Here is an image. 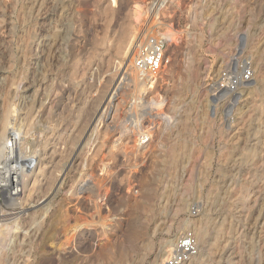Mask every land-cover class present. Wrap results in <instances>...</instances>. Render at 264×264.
I'll use <instances>...</instances> for the list:
<instances>
[{"label":"rangeland","instance_id":"obj_1","mask_svg":"<svg viewBox=\"0 0 264 264\" xmlns=\"http://www.w3.org/2000/svg\"><path fill=\"white\" fill-rule=\"evenodd\" d=\"M133 34L163 38L166 65L141 102L125 79L92 132ZM263 37L264 0H0V121L53 170L6 199L0 264H154L163 241L195 233L186 219L207 228L203 264H264ZM243 67L253 76L228 92Z\"/></svg>","mask_w":264,"mask_h":264},{"label":"bare ground","instance_id":"obj_2","mask_svg":"<svg viewBox=\"0 0 264 264\" xmlns=\"http://www.w3.org/2000/svg\"><path fill=\"white\" fill-rule=\"evenodd\" d=\"M150 29H152V27H149ZM148 29V28H147ZM138 36V34L136 35V34H133V39L131 40V43L129 42V44H128V46L129 47H127V51H125V54H124V57H125V59L127 60V61H129V60H131V58H132V55H133V51H134V49H135V47L138 45V43H140V39H139V37H137ZM124 38V37H123ZM129 38V37H128ZM264 38V37H263ZM125 39H127V38H125ZM123 40V39H122ZM262 40H264V39H262ZM261 40V41H262ZM71 41V40H70ZM121 41V40H120ZM261 41H260V43H261ZM72 42V41H71ZM121 43V42H120ZM123 43H125V42H123ZM254 43V42H253ZM258 43V42H257ZM259 43V44H260ZM264 43V42H263ZM51 44V43H50ZM221 44V43H220ZM262 44V43H261ZM126 45V44H125ZM253 45V44H252ZM263 45V44H262ZM119 46V45H118ZM122 47L124 46V45H121ZM220 46V45H219ZM256 46H257V44H256ZM255 46V47H256ZM259 46V49H262V47L260 48V46L261 45H258ZM263 47H264V45H263ZM56 48V47H55ZM214 48H215V46H214ZM258 48V47H257ZM256 48V49H257ZM59 49V48H58ZM124 49V48H123ZM259 49H257V51L259 50ZM60 50V49H59ZM251 51V50H250ZM259 51H261V50H259ZM258 51V52H259ZM59 53V52H58ZM254 53V52H253ZM253 53L251 54V57H252V59H254L253 57H254V55H253ZM257 53V52H256ZM263 54V49H262V52H260V54ZM121 54V53H120ZM261 54V55H262ZM260 55V56H261ZM224 56V55H223ZM258 56H259V54H258ZM256 57V56H255ZM256 59H258V60H256ZM255 60V64H256V66H255V68H253L255 71L259 68L260 70H262V72L264 73V63H262V61L264 60V57L263 56H261V57H258V58H256ZM254 61V60H253ZM130 62V61H129ZM125 64H126V62H125ZM251 64H253V62L251 63ZM254 64V65H255ZM123 65H124V62H123ZM121 66V71H120V73L118 74V78H119V76L121 75V74H123V78H121L120 79V81L118 82V81H116V83H115V85H114V87L112 88V89H110L111 91H110V93L108 94V97H107V100H106V104H107V107L105 108L106 109V111H104V113H102L101 115H99V117H98V120H97V123L95 124V126L93 127V129H92V132H94V131H96V127H98V125H100L101 126V124L103 123V122H105V119H107V118H110V117H112V115H114V113H116L117 112V110L119 109L118 107V104H117V101L121 98V91L123 90V89H125L124 88V86H123V84H124V82H125V79L126 80H128L127 82V86L128 87H130V84H132L133 85V87H135V89H137L139 92H141L140 93V95L141 96H138L139 97V102H141L140 100H142L143 101V99L145 98V96H147V94L149 93V89H151V88H153V86H151L150 85V83H151V81L152 80H150V79H148V80H145L144 82H143V80H141L140 79V77H134L133 76V73H132V71H135V69L133 68V66L131 65V63H129V64H127L126 66ZM192 65V64H191ZM251 67H253V66H251ZM245 68V67H244ZM129 71H131V72H129ZM252 71V70H251ZM243 72V71H242ZM244 73H246V71H244ZM243 74V73H242ZM253 75V73L251 72V75L250 76H252ZM122 76V75H121ZM120 76V77H121ZM138 76H140L139 74H138ZM242 76H241V73L239 74V76L237 77V80H238V84L236 85V86H239V85H242V84H244L245 83V81L246 80H242V78H241ZM204 79V78H203ZM202 78H201V86H205V84H206V82H205V80H203ZM157 81V80H156ZM154 82V81H153ZM155 83V82H154ZM152 85H153V83H152ZM149 86H151V87H149ZM143 87H146L147 89H145V90H147V91H143L142 90V88ZM134 89V90H135ZM125 92V91H124ZM226 92V91H225ZM228 92H229V90H228ZM127 93V92H126ZM136 93V92H135ZM241 94H239L240 96H243V91H241L240 92ZM135 95V94H134ZM240 96L238 97V99L240 98ZM124 100V99H123ZM139 102H138V100H135V102H133V108H134V104H139ZM155 102V101H154ZM153 102V103H154ZM152 103V104H153ZM157 103H159V104H157ZM160 101L158 102L157 100H156V102H155V104H153V105H159L160 106ZM139 106V105H138ZM154 108H156V107H154ZM13 109V108H12ZM114 112V113H113ZM8 113V112H7ZM161 114V113H160ZM116 116V115H115ZM150 116V115H149ZM160 116V115H159ZM165 116V115H164ZM10 117H12V116H10V114H6L5 116L3 115V119L0 121V180H2L1 181V183L3 184V186H4V190L6 191L5 192V196H8L7 198H8V200L10 201V203L11 204H15V202H17V200L15 201L14 200V198H11V196H9V194H8V187H9V181H8V179H7V177L8 176H10V175H15L16 176V182H17V184H18V186H20L21 188H22V193H23V195H22V197L20 198V199H22V198H24V197H26L25 195H27L26 193H27V191H29L30 190V188H31V186L34 188V186H35V183L36 182H41V181H43V177H46L47 175H49V177H51V175H52V172H53V170H52V172L51 171H49V169H51L50 167H47V165H43V163H42V161L44 160V159H46L45 157H44V154L41 152V153H34V154H30V155H26L25 153H23V151H21L19 148H17L16 149V151L14 150L13 152H12V155H9V154H6V152H3V150H4V148H6V146H7V140H6V144H5V133L7 132L6 130H8L9 129V132H11V134L13 135V138H14V140H15V142L17 141H19L20 140V138H21V133H19V132H17L16 130H14V129H11V125L10 124H13V123H11L10 122ZM114 118V117H113ZM165 119H169L170 120V122L169 121H167V120H165L164 121V123H168V125H170V126H172V124H174L173 122V120H171L170 118H165ZM13 120V119H12ZM11 120V121H12ZM181 120V119H180ZM15 121V120H14ZM14 121H12V122H14ZM173 121V122H172ZM122 122V123H121ZM120 123L122 124V125H120L121 126V129H122V133L125 135V133L126 134H128V132H129V130L127 129V126H125V124H126V122L125 121H121ZM123 122H125V124L123 123ZM172 122V123H171ZM15 123V122H14ZM119 123V124H120ZM182 123V122H181ZM247 124V123H246ZM10 125V126H9ZM99 126V127H100ZM119 125H118V127H120ZM141 127H142V123H141ZM172 128V127H171ZM119 130H120V128H118ZM167 130H169V128L167 129L166 128V130L165 131H167ZM133 132V131H132ZM98 133V132H97ZM121 133V132H120ZM131 133V132H130ZM146 136L148 137V139H150V134H149V132L147 133L146 132ZM126 136V135H125ZM121 137H122V134H121ZM121 137H119V139L121 138ZM124 139V138H123ZM119 141V140H118ZM123 141V140H122ZM119 143V142H118ZM84 144V143H83ZM80 146H82V145H80ZM85 146V145H84ZM84 148V147H83ZM82 147H81V149H83ZM84 149H86V148H84ZM83 149V150H84ZM80 150V147L77 149V151H79ZM53 152V151H52ZM173 152V151H172ZM171 152V153H172ZM45 153V152H44ZM79 153V152H78ZM174 153V152H173ZM51 154H53V153H51ZM83 154V153H82ZM175 155V153L173 154V156ZM86 156H87V154H86ZM172 156V157H173ZM80 157V156H79ZM84 157V156H83ZM175 158V157H174ZM171 159V158H170ZM173 160V159H172ZM54 162H56V161H54ZM51 166V165H50ZM69 167V164H67L66 166H65V170L64 171H62V176H64V173H65V171H66V169ZM55 172V171H54ZM64 172V173H63ZM2 175H4V176H2ZM5 175H6V177H5ZM53 175H54V173H53ZM49 177H47V178H49ZM42 178V179H41ZM46 179V178H45ZM50 179V178H49ZM53 182V181H52ZM83 182V181H82ZM50 183V182H49ZM40 184V183H39ZM47 185V184H46ZM81 185H83V184H81ZM52 186V185H51ZM61 186H62V181H61V178H60V180H59V182H58V184H57V186H56V188H55V190L52 192V195L53 196H50V197H47L46 199H44V201L43 202H46L47 200H48V202H46V204H44V203H42V204H44V207H43V209H41V211L42 210H44L45 211V216L47 215V213L49 212V210H50V207H51V203H52V200L54 199V197L61 191ZM79 184H78V187H76L75 189L78 191L79 190ZM48 188H50V186H48ZM83 189V187H81L80 188V190H82ZM29 192H31V191H29ZM243 192V191H242ZM28 196V195H27ZM26 199V198H25ZM23 200V199H22ZM40 211V212H41ZM35 212V211H34ZM37 212V211H36ZM35 212V213H36ZM40 214V213H39ZM38 214V215H39ZM31 215V214H30ZM33 215H35V214H33ZM44 216V217H45ZM40 217V216H39ZM43 217V218H44ZM35 218V217H34ZM59 218V217H58ZM13 219V218H12ZM19 219V218H18ZM65 219H67V218H65L64 217V215H61V217L59 218V220H64V221H66ZM58 220V219H57ZM5 221V220H4ZM80 222V221H79ZM84 222H85V224H86V221L84 220ZM200 222V221H199ZM6 223V222H5ZM5 223H0V261L2 260V256H3V253H4V250H5V245H6V242L9 240V239H11L10 238V236H11V232H12V229H14L13 227H11V226H8L7 224H5ZM17 223H19V222H17ZM68 223V222H67ZM81 223H82V221H81ZM64 224V223H63ZM80 224V223H79ZM84 223H82V225H83ZM84 224V225H85ZM15 225H16V223H15ZM82 225H79V226H81L82 227ZM77 227V226H76ZM80 227V228H81ZM188 227H194V230H195V233H196V235H197V238H198V243H199V254L197 255V256H195V257H193L189 262H188V264H200V263H202V259L201 258H203L202 256L204 255V253H209L210 252V248L208 247V245L209 244H211V243H209V238H208V234H207V228L206 227H198V224H197V222L195 221V220H192V219H186V220H183V221H181V223L179 224V229L180 230H184V229H186V228H188ZM64 228H66V226L64 227ZM63 228V229H64ZM77 229V228H76ZM18 230V229H17ZM75 230V229H74ZM14 231H15V229H14ZM16 236V235H15ZM180 238L178 237V235L176 234V236H175V238L174 239H170V240H166V241H163L162 243H161V245H160V247H159V251H158V253H157V255H156V257H155V261H154V264H160V261H164V259H165V257H166V254L168 253V249L167 248H169V251L172 249V248H176L177 247V245H178V240H179ZM67 243V242H66ZM51 245V244H50ZM61 245V244H60ZM65 245V244H64ZM211 246V245H210ZM57 249H59V250H64L65 251V249L66 248H64V249H62V248H60V247H57ZM167 249V250H166ZM60 253L62 252V251H59ZM127 253V252H126ZM126 255V254H125ZM4 257V256H3ZM205 263V262H204ZM203 264V263H202Z\"/></svg>","mask_w":264,"mask_h":264},{"label":"built area","instance_id":"obj_3","mask_svg":"<svg viewBox=\"0 0 264 264\" xmlns=\"http://www.w3.org/2000/svg\"><path fill=\"white\" fill-rule=\"evenodd\" d=\"M166 41L158 36H145L140 39V43L135 47L132 58L130 60L131 65L140 75V79L155 81L159 77L162 69L166 65ZM243 71V72H242ZM246 71V73H244ZM251 70L244 68L241 70L242 80L249 81L251 79ZM243 73V74H242ZM239 76V75H237ZM237 76L234 79L228 81L227 78L223 81L222 87L227 90L235 89L237 86ZM245 81V82H246ZM14 129V128H11ZM15 130V129H14ZM17 131V130H16ZM18 132V131H17ZM20 140L15 142L13 135L10 132V138L7 140V146L5 148L6 154L12 155V152L19 147ZM21 150V149H20ZM23 151V150H21ZM26 155L34 154L33 152H25ZM4 176V175H2ZM6 177V175H5ZM9 181L8 194L11 198L18 202L23 195L22 188L18 186L16 182V176L10 175L7 177ZM0 180V216H2L3 207L6 206L4 186ZM16 203V202H15ZM176 248H172L169 252L165 264H188V262L199 254V243L197 235L193 231H186L180 236Z\"/></svg>","mask_w":264,"mask_h":264}]
</instances>
